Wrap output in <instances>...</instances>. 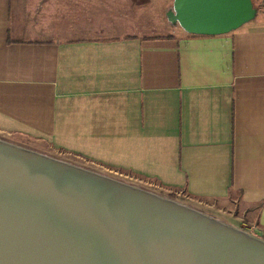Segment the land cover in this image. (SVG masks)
Masks as SVG:
<instances>
[{
  "label": "crops",
  "instance_id": "1",
  "mask_svg": "<svg viewBox=\"0 0 264 264\" xmlns=\"http://www.w3.org/2000/svg\"><path fill=\"white\" fill-rule=\"evenodd\" d=\"M125 12L0 0V139L264 233V12L219 36Z\"/></svg>",
  "mask_w": 264,
  "mask_h": 264
},
{
  "label": "water",
  "instance_id": "2",
  "mask_svg": "<svg viewBox=\"0 0 264 264\" xmlns=\"http://www.w3.org/2000/svg\"><path fill=\"white\" fill-rule=\"evenodd\" d=\"M252 0H173L187 34H228ZM0 264H264V240L175 199L0 139Z\"/></svg>",
  "mask_w": 264,
  "mask_h": 264
},
{
  "label": "rangeland",
  "instance_id": "3",
  "mask_svg": "<svg viewBox=\"0 0 264 264\" xmlns=\"http://www.w3.org/2000/svg\"><path fill=\"white\" fill-rule=\"evenodd\" d=\"M117 1L123 2V0ZM172 5L173 0H124L125 13L129 16V19H137L142 22L144 20H147V22H153L159 15L164 17V14L172 8ZM181 201H185L184 198L181 199ZM257 235L262 234L260 233Z\"/></svg>",
  "mask_w": 264,
  "mask_h": 264
},
{
  "label": "built area",
  "instance_id": "4",
  "mask_svg": "<svg viewBox=\"0 0 264 264\" xmlns=\"http://www.w3.org/2000/svg\"><path fill=\"white\" fill-rule=\"evenodd\" d=\"M257 11H260V12H264V1H263V4L261 5V7H259V9L257 10ZM249 233V232H248ZM252 233V232H251ZM250 233V234H251ZM253 235V234H252ZM255 236H257V237H259V238H261V239H263L264 240V233H262V235H255Z\"/></svg>",
  "mask_w": 264,
  "mask_h": 264
}]
</instances>
